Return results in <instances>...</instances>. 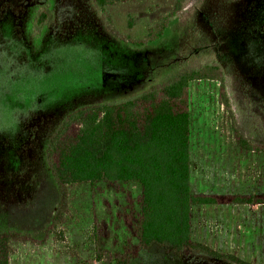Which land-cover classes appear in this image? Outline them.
<instances>
[{"label": "rangeland", "instance_id": "1", "mask_svg": "<svg viewBox=\"0 0 264 264\" xmlns=\"http://www.w3.org/2000/svg\"><path fill=\"white\" fill-rule=\"evenodd\" d=\"M174 2L139 0L108 7L105 16L142 39L147 22L161 21ZM44 7L51 23L35 34L31 23ZM212 63L225 73L230 110L220 104L218 82L188 84L190 191L263 199L264 152L241 149L234 125L264 146V0H191L160 41L140 48L112 37L92 0H0V234L15 238L9 264H115L114 253L136 244L118 217L127 198L137 210L139 185H72L63 201L46 160L49 140L79 108L135 97ZM192 218L195 241L264 264V204L198 208ZM98 223L108 231L102 245ZM131 264L178 259L151 247Z\"/></svg>", "mask_w": 264, "mask_h": 264}, {"label": "trees", "instance_id": "2", "mask_svg": "<svg viewBox=\"0 0 264 264\" xmlns=\"http://www.w3.org/2000/svg\"><path fill=\"white\" fill-rule=\"evenodd\" d=\"M137 1L92 0L96 14L104 20L109 34L137 48L160 41L170 22L191 2L175 0L168 15L158 22L148 21L144 38L135 39L120 33L105 13L108 7ZM50 18L47 7L42 8L32 20V32L39 34L51 23ZM202 80L220 84V104L230 110L225 73L219 63H212L181 72L171 81L153 86L135 97L79 108L66 116L49 140L46 160L63 201L66 189L72 185H139L137 210L127 198L118 217L137 243L128 242L122 253H114L115 264H131L140 252L151 247L166 250L174 259L187 250L227 264H253L234 255L220 254L191 238L190 208L193 205L264 204V198L259 196L191 193L188 84ZM235 126V141L241 149L264 152V146L250 144ZM95 230L98 239L103 231L100 245L104 244L108 239L104 223H98ZM12 239L14 236L0 234V264H9Z\"/></svg>", "mask_w": 264, "mask_h": 264}, {"label": "crops", "instance_id": "3", "mask_svg": "<svg viewBox=\"0 0 264 264\" xmlns=\"http://www.w3.org/2000/svg\"><path fill=\"white\" fill-rule=\"evenodd\" d=\"M214 207V206H217V205H193V206H191V208H190V219H191V238H192V240L193 241H195L194 240V237H193V224H192V217H193V211L195 210V209H198V208H200V209H204V208H209V207ZM194 209V210H193ZM195 242H198V241H195ZM199 243H202V242H199ZM204 244V243H203ZM206 246H208V245H206ZM209 247V246H208ZM210 248V247H209ZM213 250V249H212ZM185 251H187V250H185ZM185 251H182L181 252V254H180V256H179V258H178V264H198V263H194V262H191L190 260H193V259H185L186 257L184 256L185 254ZM214 251H216V250H214ZM217 252V251H216ZM218 253H220V254H228V253H221V252H218ZM208 257V256H207ZM209 258V257H208ZM209 259H211V260H215L216 261V259H212V258H209ZM209 263V262H208ZM220 263V262H219ZM207 264V263H206ZM222 264H227V263H224V262H222Z\"/></svg>", "mask_w": 264, "mask_h": 264}]
</instances>
